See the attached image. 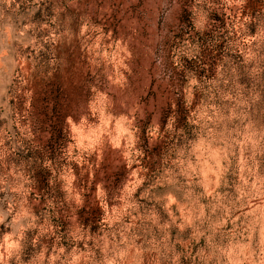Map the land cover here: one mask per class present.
<instances>
[{
  "label": "rangeland",
  "instance_id": "rangeland-1",
  "mask_svg": "<svg viewBox=\"0 0 264 264\" xmlns=\"http://www.w3.org/2000/svg\"><path fill=\"white\" fill-rule=\"evenodd\" d=\"M257 2L250 0V6ZM119 5L120 0H0V202L26 201L38 218L29 235L50 226L55 235L41 237L48 246L68 227L63 193L47 182L49 162L53 171L71 167L87 183L97 166L93 157L108 154L114 171L140 143L136 120L150 113L148 138L159 150L144 157L147 164L129 157V167L136 169L132 179L140 180L130 185L133 198L149 176L152 183L141 194L147 204L126 200L130 215L117 221L121 231L134 225L127 228L132 246L124 264L157 257L145 249L158 244L162 233L151 220L136 217L161 215V196L168 192L175 197L172 212L190 210L201 217L195 224L202 235L188 242L193 264H264V24L246 11L234 15L225 0H213L211 15L222 23L214 20L212 26L223 38L210 45L219 56L215 73L196 77L185 90L188 125L198 138L193 141L175 127V118L166 129L160 126L159 105L147 112L141 105L151 82L147 68L161 91L171 74L157 62L159 51L149 65L139 43L129 40ZM160 25L158 35L164 32L163 14ZM205 58L215 63L211 53ZM251 68H257L254 75L244 71ZM67 114L83 117L72 135L93 140L95 151L69 149ZM13 170L17 175H9ZM12 187L19 191L12 193ZM171 240L186 243L169 230ZM35 256L33 250L28 258Z\"/></svg>",
  "mask_w": 264,
  "mask_h": 264
},
{
  "label": "clouds",
  "instance_id": "clouds-1",
  "mask_svg": "<svg viewBox=\"0 0 264 264\" xmlns=\"http://www.w3.org/2000/svg\"><path fill=\"white\" fill-rule=\"evenodd\" d=\"M225 3L234 15L246 11L253 20L264 24V14L259 12V9L264 8V0H258L255 7L250 6V0H225ZM134 6L138 7L134 8ZM119 7L124 9L126 21L124 30L129 40L134 45L139 43L149 65L151 60L156 59L159 51L160 59L157 62L163 63L171 74L166 90L161 91L159 84L155 83L153 77L148 74L147 68L145 76L151 78V82L146 95L141 97V105L146 112L149 106L159 105V124L162 128L166 129L169 121L175 118V127L184 128L193 141L197 140V137L192 136V130L188 125L191 112L185 103V90L196 77L210 76L216 71V61L219 56L213 53L210 45L214 44L216 39L223 37L218 35L220 28L212 26L214 20L217 25L222 23L221 19L211 15L213 0H171L170 3L168 0H143V3L141 0H130V2L120 0ZM162 14L164 32L158 35ZM164 34L167 38L166 40L163 38L161 44L160 38L164 37ZM188 36L191 37V42L185 39ZM216 52H222L219 45H216ZM206 53H211L215 63L212 59L205 58ZM189 54L192 58H185ZM244 71L254 75L257 68ZM260 71L264 72V68ZM82 120L83 117L74 119L71 114L65 115L64 125L68 128L69 136L68 147L82 148L83 152L89 149L95 151L93 140L78 139L72 135L73 127ZM151 126L150 113L143 120H136L133 127L140 129V143L120 159L119 166L114 171L109 170L112 166L108 162V154L102 157L94 156L93 160L97 166L90 172L91 179L85 177L87 183L80 181L78 176L73 174L71 167L67 170L53 171L49 162L47 171H51L52 176L47 177V182L50 187L55 186L63 193L62 214L64 210L67 211L68 221L65 223H68V227L48 246L42 245L41 237L55 235L50 226L47 228L40 226L38 232L29 235L32 229L37 227L38 218L30 208L26 207V201L17 202L12 198L0 202V262L2 264H124L132 246L127 228L134 225L129 224L124 231H121L117 221L125 214L130 215L126 213L124 204L126 200H131L132 204L135 201L147 204V200L142 199L141 194L152 183L151 177L149 176L148 183L144 187L135 192L133 198L130 185L139 183L140 180L132 179L136 169H131L129 165L131 160H136L137 157L144 159L157 154L159 145L153 146L148 138V129ZM61 136L63 137V132ZM144 163L147 164L148 160L144 159ZM9 175H17V173L13 170ZM140 179L142 180L143 176ZM10 191L16 193L19 189L12 187ZM161 200L163 201L160 205L161 215L152 213L144 217H136L142 221L151 220L152 226L163 235V239L158 244L145 249V252L157 253V257H146L145 264H193L194 258L188 242L202 235L195 224L201 217L190 210L179 215L172 212L170 205L175 202V197L171 192L162 195ZM132 204L128 207H132ZM173 216L175 219L172 218ZM188 229H191V232L187 231ZM169 230L177 232L180 239H184L186 243L181 244L179 240L168 241ZM117 235L120 237L118 241ZM62 240H66L67 244H62ZM33 250L36 256L34 259H29Z\"/></svg>",
  "mask_w": 264,
  "mask_h": 264
}]
</instances>
